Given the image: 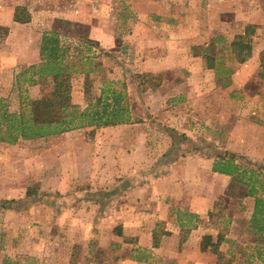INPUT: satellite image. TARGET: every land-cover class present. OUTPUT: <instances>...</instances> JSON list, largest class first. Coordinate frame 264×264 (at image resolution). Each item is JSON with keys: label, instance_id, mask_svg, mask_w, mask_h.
<instances>
[{"label": "crops", "instance_id": "1", "mask_svg": "<svg viewBox=\"0 0 264 264\" xmlns=\"http://www.w3.org/2000/svg\"><path fill=\"white\" fill-rule=\"evenodd\" d=\"M97 3L99 0H0V29L7 30L0 35V99L7 105L10 92L15 91L16 76L40 64L46 32L59 33L63 47L78 46L70 61H92L87 68L75 66L72 77L78 75L81 80L104 75L96 95L103 88L118 87L107 77L112 72L95 63L118 51L115 41L122 53L138 57L137 75L163 76L153 90L144 89L119 70L120 75L124 73L119 82L128 99L127 123L63 133L60 138L73 134L75 139L43 148L0 143V203L34 202L42 194L46 201L40 202V229L47 240H57L56 245L43 239L40 245L28 240L25 245H0V250L21 248L25 254L40 255L43 262L51 249L53 254L63 256L66 252L68 257L76 251V264H216V256L204 245L205 237L211 238V244L219 237L218 251L231 259V264L240 262L225 255L224 245H245L254 257L249 256L244 264H264V241L249 226L255 199L264 196V180L255 174L263 187H256L250 196V184L241 185L234 182L235 176L213 172L217 160L204 150L186 154L185 145L176 139L178 131L164 128L165 122L179 124L182 115L167 116L161 109L189 104L200 106L205 115L208 106L221 105L223 101L213 103L210 98H219L222 89L217 83L224 55L232 61L224 65L230 72L226 89L244 88L247 77L258 72L264 58V0H128L127 13L121 17L116 10L107 11L106 5L97 9L102 6ZM120 6L124 10L122 3ZM19 7L26 9L29 22H14ZM128 26L136 27L134 38L124 30ZM63 27L66 32H61ZM246 28L249 35L244 38ZM237 36L251 44L250 57L241 64L231 53ZM204 55L218 59L214 69L202 62ZM178 63L188 73L181 80L167 76L175 74ZM83 85H78L76 92L72 88L76 105L84 104L79 100ZM39 86L28 87L30 99H40ZM232 99L233 104H241L235 96ZM250 130L255 133L250 139V158L261 163L264 131L254 124ZM241 145L235 141L238 150L234 146L229 150L242 153ZM238 156L233 162L244 170L247 163ZM230 189L232 196L226 197ZM54 198L56 225L52 220ZM64 201L69 203L63 205ZM71 210L66 224V213ZM3 212L19 223L29 217L21 215L25 212ZM28 212L32 214L33 209ZM65 235L74 238L71 245L60 243ZM4 260L0 257V264Z\"/></svg>", "mask_w": 264, "mask_h": 264}, {"label": "rangeland", "instance_id": "2", "mask_svg": "<svg viewBox=\"0 0 264 264\" xmlns=\"http://www.w3.org/2000/svg\"><path fill=\"white\" fill-rule=\"evenodd\" d=\"M110 1V3H109ZM99 0L100 3H97L99 5L102 4L101 8L97 7V9L102 10L105 5H106V10L107 11H115L116 14H119L120 17L123 16L126 11V3L128 5V0ZM123 4L125 7L124 10H121L120 4ZM115 7V8H112ZM110 9V10H109ZM120 9V10H119ZM102 13V12H101ZM125 18V16H124ZM59 26V25H58ZM86 28V27H85ZM70 32L72 28H69ZM117 29H120V27H117ZM128 29V34L131 36L137 35V30L136 27L133 26H128L125 27L124 30ZM61 32H66V29L63 27L61 28ZM71 35V33H69ZM84 36L86 35V32L82 33ZM71 37V36H67ZM86 37V36H85ZM73 38V37H72ZM115 48L118 51L113 52L110 55V58L103 59V62H95L99 66H103L106 69L110 70L112 73L107 76L108 79H112V82L116 86L122 85L119 80L122 78L124 73L120 75V69H123V72L127 73L128 78L135 79V76L137 71L139 69V62H138V57L133 54L127 53H122L118 42L115 41ZM78 46H74L73 49L67 48V59L66 63L70 66L71 68V78H70V83H71V99L73 101L72 97V88H74V92H76V87L80 85L83 82V87L87 86L91 88V90L87 93L85 90L82 91V97L81 99L84 100L83 105H78L81 108H84L86 102H87V97L89 94V97L96 96L95 94V89L99 85L100 81H105L104 75H89L86 78L81 80L78 78V75H75L72 77L73 74V69L76 67H84L87 68L89 67L92 63L91 60H83L80 63L78 61L74 62V60L70 61L69 57H75V54L73 52L76 50ZM200 47V46H199ZM70 53V54H69ZM99 57V55H97ZM104 58V57H103ZM223 59V64L222 68L219 70V82L217 83V86L220 88H224L223 92L222 89H220L221 92H219V98L218 97H212L210 100L215 103V101H223L221 105H216L213 104L211 106H208L206 108V113L205 115H202L200 106H194V105H179V106H164L162 107V112H165L167 116L173 117L175 113H180L182 116L178 119L179 124H167L165 122L164 128L167 129L168 131H172L175 133V131H178L179 134L176 137L174 134L173 136L176 137V139L179 141V143H183L185 145L184 152L186 154L195 152L196 150H204L208 154L210 158L215 159L216 157H239L238 155H241L240 157L242 160H244L247 165L251 164L255 168H258L257 170L254 169L258 176L262 177L260 179L264 180V155L261 157V163L257 162L258 160H252V155H250V151L252 150L250 147L252 140V137H254V134L249 131V126L250 124L257 125L259 129H262L264 131V80L261 79L259 70L257 73H253L250 75V77H247V81L244 85V88L240 91H228L227 85H223L226 81L229 79V74H226V66H224L226 63L230 65L232 61L226 60V56L224 55ZM84 59V58H83ZM218 59L214 58V61H217ZM94 62V61H93ZM219 63V61H217ZM177 67V69H176ZM174 72L175 74H168L167 76H171V78H176L177 80H181L182 78L188 77V73H184V68L180 66V63L176 65ZM225 69V70H224ZM180 71L182 73H180ZM261 72V71H260ZM143 75V74H140ZM150 75V74H149ZM152 77H160L163 78L162 75L158 74L156 76ZM126 79V77H125ZM41 85L39 89L38 96L43 97L48 94L50 91V88L48 87L47 84L41 83L38 81ZM222 86V87H221ZM93 90V91H92ZM213 91V90H212ZM81 92V91H80ZM235 93V95H233ZM11 95H9L8 99H6L9 103V111L14 112L17 111L18 109V96L15 91L10 92ZM26 96L29 98V93L28 91L26 92ZM238 98L237 100L240 101V105H236L235 103L233 104L232 102V97ZM165 97V96H163ZM30 99V98H29ZM165 99V98H163ZM32 100V99H30ZM238 101V102H239ZM164 109V110H163ZM164 114V113H162ZM166 121H170V118L165 117ZM172 125V126H170ZM239 127V128H238ZM258 136L259 132L257 133ZM60 135H55L53 138H43V139H37L34 141H29L30 144L24 143V141L18 142L17 144L24 146V145H31L34 148H43V147H49L52 145H61L69 141H73L75 139V136L73 134L64 136L61 138L59 137ZM241 142L243 143L242 146V153H237L233 152L232 150L230 151V147L234 146V142ZM16 145V144H15ZM234 148H236L234 146ZM238 150V148H236ZM246 153H245V152ZM34 188H38V186L35 184L33 185ZM231 186L230 188H232ZM232 190L230 189L228 191L227 196H232ZM53 196H56V194H52ZM43 195L40 194L36 197L34 202H28V201H14L11 203H8V201H4L3 203H0V245L6 246V245H25V243L30 240L34 242L36 245L41 244V240L45 243H49L50 245H56L57 240H54V238H49L47 240L46 234L44 231H42L40 228L41 226V221L39 218V213L40 209L42 208V205L40 204L41 201H46L45 198H43ZM57 198V197H56ZM56 198L52 201L53 207H54V214L52 216V220L54 221V225L57 223V216L55 214V211H58L56 208ZM69 202H63V205L68 204ZM221 203V202H220ZM222 204V203H221ZM32 208L33 213L30 214L28 210ZM12 211L14 214H21V215H26L29 217L25 218L24 221L26 222H15L13 218L8 217V214L3 211ZM28 213V214H26ZM67 218H62L64 219V222L67 224V220H70L69 215L72 214V210L66 213ZM24 219V218H21ZM33 222L32 225V230L33 232H30V228H27L30 223ZM62 224V222H61ZM45 225V224H44ZM55 236V235H54ZM74 238L65 235L64 240L60 243H63V245H71V240ZM47 240V241H46ZM59 243V244H60ZM251 246V245H246ZM245 245H224L223 251H225V255H229L233 260L235 259V262L239 264H244L248 257H254L251 255L252 252H250L249 249L244 248ZM0 252V257H3L4 263L3 264H70V259L71 257H68L66 255V252L63 254V256L56 255L55 253L53 254V250L48 251V256L46 255V262L41 261V256L36 255H28L25 254L24 249H17V250H3L1 249ZM76 253V252H75ZM50 254V255H49ZM72 255V254H71ZM226 258V257H225ZM2 259V258H1Z\"/></svg>", "mask_w": 264, "mask_h": 264}, {"label": "trees", "instance_id": "3", "mask_svg": "<svg viewBox=\"0 0 264 264\" xmlns=\"http://www.w3.org/2000/svg\"><path fill=\"white\" fill-rule=\"evenodd\" d=\"M30 16L25 8H16L13 20L16 23L29 22ZM6 29H0V35H5ZM249 35L246 28L244 38ZM243 36H237L231 43V53L238 63H244L251 54V44L245 41ZM3 40L0 39V43ZM67 48L60 42V34L56 31L46 32L42 36L40 46V64L31 66L18 74L14 83V90L18 96V110L11 113L8 105L0 99V143L15 145L21 141H34L55 135H60L79 129H96L99 127L115 126L129 121V106L125 90L122 84L117 88L107 87L99 91L96 96L87 97L84 108L74 104L71 99V68L66 63ZM208 69H214V59L209 55L202 56ZM261 73L264 72V58L260 59ZM226 74L230 72L226 71ZM219 75V74H218ZM217 76V75H216ZM144 89H154L159 85L160 77H152L149 74L136 75ZM41 83L47 84L50 91L46 96L37 100H30L26 96L28 87ZM228 81L223 83L227 85ZM88 93L91 88L84 86ZM172 132V131H168ZM216 165L212 171L226 176H235L234 182L241 185L250 184L249 195L256 193V187L261 189L262 183L255 177V171L249 165L242 170L234 164L233 157H216ZM258 168H255L257 170ZM29 197V196H28ZM14 201H8L11 203ZM251 229L258 233V237L264 241V196L255 199L253 213L249 221ZM210 253L216 256V264H231V259L224 257L218 251L220 239L211 244L210 237H205ZM264 251V245H263ZM72 253L70 264H76L78 254ZM260 256V251L256 253ZM159 264V263H158ZM165 264H174L167 262Z\"/></svg>", "mask_w": 264, "mask_h": 264}]
</instances>
